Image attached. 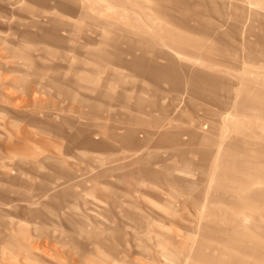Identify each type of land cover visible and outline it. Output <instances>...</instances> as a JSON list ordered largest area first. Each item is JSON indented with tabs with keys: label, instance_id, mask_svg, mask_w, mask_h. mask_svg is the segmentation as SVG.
<instances>
[{
	"label": "rangeland",
	"instance_id": "rangeland-1",
	"mask_svg": "<svg viewBox=\"0 0 264 264\" xmlns=\"http://www.w3.org/2000/svg\"><path fill=\"white\" fill-rule=\"evenodd\" d=\"M0 264H264V0H0Z\"/></svg>",
	"mask_w": 264,
	"mask_h": 264
},
{
	"label": "crops",
	"instance_id": "crops-1",
	"mask_svg": "<svg viewBox=\"0 0 264 264\" xmlns=\"http://www.w3.org/2000/svg\"><path fill=\"white\" fill-rule=\"evenodd\" d=\"M237 260V259H236Z\"/></svg>",
	"mask_w": 264,
	"mask_h": 264
}]
</instances>
